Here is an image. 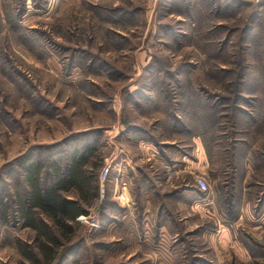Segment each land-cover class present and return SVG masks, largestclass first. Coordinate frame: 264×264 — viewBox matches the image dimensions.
<instances>
[{"label": "rangeland", "instance_id": "1", "mask_svg": "<svg viewBox=\"0 0 264 264\" xmlns=\"http://www.w3.org/2000/svg\"><path fill=\"white\" fill-rule=\"evenodd\" d=\"M187 1L0 0V206L9 212L2 220L0 208V264H30L18 243L33 248L35 234L13 213L16 194L22 196L24 189L22 166L28 161L63 166L86 143L95 148L88 174L96 175L98 189L87 214L99 227L76 221L71 236L61 241L55 264H182L185 259L188 264L189 251L206 264H264V173L251 169L258 152L251 150L243 159L247 149L239 155L242 144L233 142L249 130L242 114L255 117L264 106V0ZM185 81L197 84L189 99L198 104V97L209 98L229 118L211 129L216 141L208 165L196 149L195 156L185 145L181 152L177 146L185 143L173 136L172 126H164L154 106L156 98L166 103L167 92L178 104V88ZM166 83L170 88L161 91ZM179 108L175 115L182 120ZM234 115L239 129L232 127ZM164 136L170 141L162 144L168 152L163 159L152 150H159L155 144ZM263 145L257 147L264 150ZM126 158L133 163L124 172L133 197L115 192L109 201L107 190ZM110 163L101 194L98 174ZM197 177L207 180V194H198ZM146 192L154 203L144 208ZM170 193L177 194L166 202L169 227H181L173 225L175 208L181 217L191 216L187 225H198L190 234L157 227L156 213L165 200L160 195ZM178 194L206 195L211 214L190 210ZM240 196L243 206L233 216L230 204ZM248 199L260 206L259 219L252 216ZM125 208L130 220L117 217L109 225ZM177 240L183 242L180 250ZM69 248L74 253L64 260Z\"/></svg>", "mask_w": 264, "mask_h": 264}, {"label": "trees", "instance_id": "2", "mask_svg": "<svg viewBox=\"0 0 264 264\" xmlns=\"http://www.w3.org/2000/svg\"><path fill=\"white\" fill-rule=\"evenodd\" d=\"M184 4L191 5L190 0ZM187 17H190L188 13ZM195 25L197 26L198 33L201 34L202 22H195ZM175 83L179 85L178 80ZM168 88L170 87L166 83L165 89H161V91H165ZM196 90V83L185 81L178 88V104L174 102L172 97L168 96L169 92H167L166 103H157L160 100L156 98L154 106L159 109L160 113L158 114L164 120V126L170 128L172 126L173 136L179 137L182 142L183 140L191 142L193 138H199L209 158L210 151L212 150L211 146L216 141L215 131L212 132L211 129L220 128L222 118H229L223 117L224 115L220 112V109L214 107L210 103L209 98L202 99L198 97L197 100H202L198 104L189 99L187 95L194 96ZM77 92L85 94L83 89ZM86 97L89 102L87 94ZM176 106L180 107L178 111L182 114L180 116L183 117V121L175 115L177 113ZM261 107L256 110L255 117H251L248 113L242 114L247 119L244 127L249 129L244 134L253 135H249V139L247 138L246 142L241 145L239 155L242 154L241 150L246 147L248 148V144L251 147L253 142L263 134L264 106L262 105ZM231 119L234 123L232 127L238 126L237 129H239L241 123L238 117L234 115L231 116ZM95 132L98 133L97 131H93V133ZM236 133L238 132H232V135ZM239 134H243V132L241 131ZM255 135L256 137H254ZM145 140L152 141L151 139ZM233 142L237 141L234 140ZM155 145L159 148L160 153L163 152L162 156L165 155L164 149L167 148V145L159 143ZM231 149L234 150L231 152V158L233 159L235 157L234 152L236 151L235 145H232ZM94 152L95 148L86 143L80 148V154L73 152L71 159L63 166L59 165L58 161H53L48 165L39 161H28L27 164L22 166L24 189L22 196L19 192L16 194L13 213L24 228L29 229L35 234L32 241L34 249L27 244L18 243L20 255L25 262L30 264H55L60 254L58 250L60 249L62 239L71 236V226L77 223L76 218L87 214V208L90 206L92 200L97 197L98 190L97 185H95L96 175L88 174L89 159L93 156ZM255 156L261 158L258 153H255ZM260 160L263 161L264 159ZM261 163L264 165V161ZM47 166L49 170H46ZM46 176H49L50 182L46 179ZM139 193L140 190L139 192L138 190L136 193L134 192L136 200L138 197L140 198ZM0 208L4 215L2 217L3 220L9 212L6 210V205L2 204ZM48 222L55 224L60 232L55 233L50 229ZM194 233L197 234V232ZM178 242L179 240L175 244H178ZM183 242L186 244L188 240L186 239ZM182 243L178 244L179 246H175L177 250H180ZM73 250L72 248L67 250L68 253L65 255L64 260L74 253ZM188 255L190 258L188 264H206L198 258H191L190 255H193V251H189ZM77 262L78 260L73 261L72 264H77ZM185 263L186 259L182 261V264Z\"/></svg>", "mask_w": 264, "mask_h": 264}, {"label": "crops", "instance_id": "3", "mask_svg": "<svg viewBox=\"0 0 264 264\" xmlns=\"http://www.w3.org/2000/svg\"><path fill=\"white\" fill-rule=\"evenodd\" d=\"M99 130V129H98ZM239 132V131H238ZM239 133H241V132H239ZM238 133V134H239ZM242 137L240 138V139H238V141H237V143H239V144H244V142H246V140H247V136L246 135H244V134H242L241 135ZM163 143H159V144H165L167 141H170L169 139H167V138H165V136H164V138H163ZM181 141V140H180ZM179 141V142H180ZM149 142V144L151 143V145H152V141H148ZM182 143V142H181ZM183 143H185V144H182V145H178L177 147L179 148V149H181L182 151L181 152H185L184 151V147L185 146H188L189 147V151H188V154H190V155H194L195 156V153L193 152V150L194 149H196L197 151H198V153H199V155H200V157H201V161H202V163H204L205 165H208V163L210 162L209 161V159H211V156L208 158L207 157V154H206V152H205V150H204V148H203V145H202V143H201V141H200V139L199 138H193L192 140H191V142H186V141H183ZM264 144V130H263V134L262 135H260L254 142H253V144L251 145V147H250V145L248 144V148L246 147V151H245V153H247V155L245 154L244 155V157H243V159H247L248 157H250V155H251V150H253V151H257L258 152V154L261 156V158L260 157H258V156H256V159H255V161L253 162V167L251 168V169H253L254 171H255V173L256 174H261V173H264V165H263V163H261V162H263L262 160H260V159H264V150L263 149H260L259 147H257V144ZM185 145V146H184ZM258 146H260V145H258ZM264 146V145H263ZM261 147V146H260ZM155 149H157L158 150V148H156V146H155ZM152 153L153 154H155V155H158V156H160L161 158H163V156H162V153H160V151L158 150L157 152L156 151H154V150H152ZM166 153V152H165ZM166 154H168V152L166 153ZM164 159V158H163ZM122 162V165H120L119 166V172H120V176L118 175V177H115L114 178V180L112 181V183H111V185H110V187L108 188V190H107V200H112L113 199V197H115V195L118 193H121V195H123L125 192H127V195L128 196H130V198L132 199V197H133V195L131 194V192H129V179L128 178H126V177H124V172L126 171V169L128 168V167H132L133 166V163L131 162V160H129V158H126V159H124V160H122L121 161ZM242 164H238L237 165V167L235 168V170L237 171V169L239 168V166H241ZM243 168H244V172H245V162H244V166H243ZM239 171H240V168H239ZM242 173H243V170H242ZM247 175H245L244 173H243V175H242V177H241V179H243V181H245L246 179H247ZM232 178H233V182L231 183V185H230V187L232 188V190H233V192H234V190H235V186H236V175H233L232 176ZM251 178H254V176H251ZM255 179H256V177H255ZM128 180V181H127ZM257 180V179H256ZM256 182H258V181H256ZM255 184V186H258L257 184L258 183H254ZM235 185V186H234ZM251 187V186H250ZM185 189V188H184ZM183 189V190H184ZM185 190H187V189H185ZM199 193L198 194H200V191L198 190V189H196ZM125 191V192H124ZM182 191V190H181ZM181 191H177V193H180ZM115 192H117V193H115ZM176 193V194H177ZM171 194V193H170ZM176 194H171V195H165V196H163V195H160L163 199H165L164 200V203H162L161 202V204L159 205V208H158V210H157V213H156V216H157V227L160 229V230H166V232L168 231L169 233H175V234H179V233H181V234H185V233H190L192 230H196L197 229V227H198V225L195 223V224H193L192 226H190V225H187L186 223V219H189L190 220V215L189 214H187V215H185V216H182L181 217V215L179 214V212L174 208V211L176 212H174V215L176 216V218H177V220H175L174 222H173V225L174 226H176V227H178L179 226V224H181V227L179 228V229H176V231H173V230H171V228L169 227V222H168V216L166 215V213L168 212V205H167V203L166 202H169V199L170 198H172V197H176ZM178 196H181V197H184L185 199H186V201H187V205L189 204V209L190 210H197V208H200L201 210H202V212H204V214H211L210 213V211L212 210V208L210 207V206H212V205H210L209 204V201H207L206 199H207V196L205 195H203V196H201L199 199H195L194 197H192L191 195H189V194H182V195H180V194H178ZM161 197H160V199H161ZM143 198H145V200H146V202H147V204L146 205H144V208H146L147 207V205L148 204H151V202L152 203H154V200H151L150 199V197H149V193L148 192H146L145 193V196H143L142 197V199ZM241 198V199H240ZM240 198H238V201H237V198H236V203H232V204H230V205H233V208H232V210H234L235 209V211L234 212H232V215L234 216V215H236V213H238V212H240V209L242 208V201H243V199H242V197L240 196ZM206 200V202H204ZM251 200H252V209H251V211H252V216L253 217H255V218H260L262 215H263V212L261 213V210L259 209V205H258V207L256 208V205H255V200L254 199H248V203H251ZM264 202H261L260 203V205H262ZM170 204V203H169ZM199 206V207H198ZM240 207V208H239ZM231 210V211H232ZM260 210V211H259ZM263 210H264V206H263ZM123 213H124V215H122V214H117L115 217H113V219H112V222L109 224V225H111V224H114L115 222L114 221H116L117 220V217L118 218H122V219H125V218H128L129 220H130V212H129V210H127L126 208H125V210L123 211ZM127 214V216H125ZM179 214V215H178ZM231 214H230V216H232ZM116 219V220H115ZM203 225V224H202ZM213 228V227H212ZM211 228V229H212ZM207 227L205 228V230H203L204 231V233L205 232H207ZM203 233V234H204ZM202 234V235H203ZM204 262V261H203Z\"/></svg>", "mask_w": 264, "mask_h": 264}, {"label": "built area", "instance_id": "4", "mask_svg": "<svg viewBox=\"0 0 264 264\" xmlns=\"http://www.w3.org/2000/svg\"><path fill=\"white\" fill-rule=\"evenodd\" d=\"M110 171H111V163L107 165L105 164L99 171L98 182L100 184L101 194H103L104 183L108 179L110 175ZM195 185H196V188L202 194H207L209 192V185H208L207 180L204 177H197L195 180ZM76 221L81 222V223L87 222V223H90L94 227H99L96 220L90 219L89 213L78 216L76 218Z\"/></svg>", "mask_w": 264, "mask_h": 264}]
</instances>
